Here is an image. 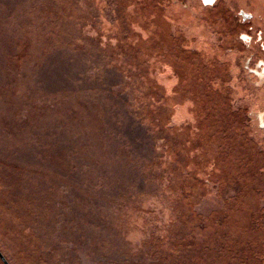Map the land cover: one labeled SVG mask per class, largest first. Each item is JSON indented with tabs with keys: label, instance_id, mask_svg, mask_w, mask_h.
Returning a JSON list of instances; mask_svg holds the SVG:
<instances>
[{
	"label": "rangeland",
	"instance_id": "374dc122",
	"mask_svg": "<svg viewBox=\"0 0 264 264\" xmlns=\"http://www.w3.org/2000/svg\"><path fill=\"white\" fill-rule=\"evenodd\" d=\"M0 252L148 264L106 0H0Z\"/></svg>",
	"mask_w": 264,
	"mask_h": 264
},
{
	"label": "water",
	"instance_id": "95a60500",
	"mask_svg": "<svg viewBox=\"0 0 264 264\" xmlns=\"http://www.w3.org/2000/svg\"><path fill=\"white\" fill-rule=\"evenodd\" d=\"M181 1L106 0V7L147 263L211 264L215 258L222 264L227 252L221 249L220 233L213 232H219L220 217L228 213L226 203L231 206L234 197L250 191L227 184L235 171L243 178L244 169L231 168L230 156L224 162L220 147L223 129L219 131L210 102L219 94L202 88L200 80V72L217 77L226 73L220 66L204 64V54L190 53L197 49L218 58L220 42L200 20V5L184 8ZM181 34L191 44L181 42ZM218 83H212L213 87ZM233 86V100H237L243 92L235 83ZM215 102L217 118L222 120L227 106L221 97ZM224 122L219 123L222 126ZM243 153L244 147L238 144L236 157H243ZM251 172L247 171L244 179ZM259 189L250 194L254 197L244 204L245 210L242 205L233 213L244 225L255 206L264 209V185ZM208 217H214V223L206 221L202 226V219ZM253 219L263 227L247 237L252 241L258 236L264 243V217ZM236 223L229 222L231 236L235 229L243 228ZM235 239L229 236L225 241L230 250ZM0 258L8 264L1 252ZM235 262V257L228 261Z\"/></svg>",
	"mask_w": 264,
	"mask_h": 264
},
{
	"label": "flooded vegetation",
	"instance_id": "af4514ba",
	"mask_svg": "<svg viewBox=\"0 0 264 264\" xmlns=\"http://www.w3.org/2000/svg\"><path fill=\"white\" fill-rule=\"evenodd\" d=\"M180 5L184 8L186 5H200L202 8L200 20L208 25L209 32L217 36V42H220L217 47L218 58L197 49L190 53L192 56L204 54V64L208 62L211 67L220 66L226 73L222 77H217L210 72H200L202 75L200 80L204 84L202 88L219 94V97L214 98L215 101L218 102L221 97L227 106L229 156L233 164L231 168L244 169L243 178L235 171L227 184L230 186L238 184L250 191L247 192L248 195L243 194L246 198L244 202L239 199L240 196L234 197L235 201L231 203V207L234 208L235 205L238 207L241 203L247 205L254 197L250 194L259 192L260 189L256 188L264 185V0H182ZM181 36V42L191 44L190 39L182 34ZM192 40L197 44L201 43L198 38ZM195 59L197 63L198 59ZM215 81H219L216 88L212 85ZM234 83L243 92V96L237 100H233ZM224 89L228 90V93L231 91L230 101ZM210 100L221 131L223 127L217 118L218 104L212 98ZM238 144L240 148L244 147L243 157L235 155ZM251 169L254 172L244 179L247 171L250 172ZM251 184L254 186L252 189L248 187ZM247 216L264 217V209L262 207L261 210L260 205L258 209L255 206L254 214L251 212ZM247 243L250 249L251 247L256 249L258 246L250 263L264 264V243L259 241L251 243L250 240Z\"/></svg>",
	"mask_w": 264,
	"mask_h": 264
},
{
	"label": "trees",
	"instance_id": "16d2710c",
	"mask_svg": "<svg viewBox=\"0 0 264 264\" xmlns=\"http://www.w3.org/2000/svg\"><path fill=\"white\" fill-rule=\"evenodd\" d=\"M200 95H203V93H201ZM211 112L213 114H215L216 111L213 108V110ZM73 117H74V115H73ZM222 120L225 121V122L222 125L224 131H223V134H222V140H221L222 143H221L220 147H221V154H223L224 162L227 163V160L229 158V145H230V139H229V137L227 135L228 125H229V117H228L227 111L224 112V116H223ZM222 120H219V122L220 121L222 122ZM70 123H71V121H70ZM240 195L241 196L239 197V199L242 202H244L245 199H244L243 193L241 192ZM242 205H243L244 210H245L244 203H241L238 207H236V205H235V207L233 208L227 202L226 203V210L228 211V213L226 215H224L223 217H220V219L221 218H223V219L220 220V225H219L220 226L219 227L220 230H219V232H217V231L216 232H213V234L220 233L221 240L223 242V243H220L221 249L227 252L226 255H225L224 261H222L224 263H222V264H229L228 261L229 260H232V258H234V257L236 258V262L235 263H232V264H236V263H238V264H251L250 261H251V259H253L255 257L254 256V253H255L256 249H258V246L257 245H256L257 246L256 249L253 248V247H251V249H250V248H248V245H247L248 244L247 243L248 240H250L249 237H247L248 234L252 230H254V229H259V227L256 225V223L254 224V222H253V220H254L253 218L254 217H248V216H246V218H247V221H246L247 225H244L242 222L239 221V216L236 217V216H233V214H232V213H235L236 210H240V206L242 207ZM221 212H219L217 214H220ZM214 215H216V214H214ZM218 217H219V215H217V217H215V218H218ZM213 219H214V217L203 218L202 219V223H203L202 226L204 225V222H206V221H208V223H210V224L214 223L213 222ZM231 219L232 220H236V221L239 222V223H236V225H239L240 226V225L243 224L242 225L243 228L240 229V231H237L234 228L236 231L234 230L233 236H231V235L228 234L229 231H230V234H232V229L233 228H231V226L229 225V222H230ZM241 232H243L244 235L241 234ZM229 236H230V238L231 237L236 238L235 239L236 241L235 242H232L231 250H230V247H229V242H225L226 240H228V237ZM257 237L254 236L253 239H252V241H251V243H253V242L258 243ZM181 251H184L183 248H182ZM230 251L233 252V254ZM211 264H220V261L218 263H216V259L214 258L213 259V263H211Z\"/></svg>",
	"mask_w": 264,
	"mask_h": 264
}]
</instances>
